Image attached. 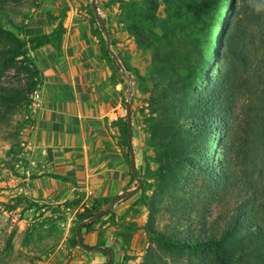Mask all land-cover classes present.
I'll use <instances>...</instances> for the list:
<instances>
[{
  "label": "trees",
  "instance_id": "trees-1",
  "mask_svg": "<svg viewBox=\"0 0 264 264\" xmlns=\"http://www.w3.org/2000/svg\"><path fill=\"white\" fill-rule=\"evenodd\" d=\"M7 2L0 0V79L11 68L33 78L38 71L26 64L30 49L51 43L59 50L65 28L60 23L49 34L22 38L14 30L18 24L6 14ZM117 2L118 22L145 55L144 73L108 47L101 14L90 6L102 58L114 70L121 69L117 59L122 62L142 91L149 92L156 113L153 145H158L160 156L155 158L160 164L147 171L155 177L151 199L145 193L148 182L140 188L139 202L149 208L142 228L161 249L195 256L193 264H264V0H110L107 4ZM103 21L107 27V20ZM203 80H208L205 86ZM35 85L20 79L11 87L0 86V103L20 104ZM118 123L131 164L128 122ZM186 165L191 170L187 175ZM185 191L188 196L180 197L173 207L158 204ZM117 196L93 199L76 227ZM73 201L82 198L67 200L65 206ZM215 207L219 209L213 215ZM163 210L178 218L160 228L156 216ZM107 214L112 217L113 209L83 229H91ZM119 236L129 244V236L122 232ZM72 245L80 246L77 236ZM146 259V264H171L149 254Z\"/></svg>",
  "mask_w": 264,
  "mask_h": 264
},
{
  "label": "crops",
  "instance_id": "crops-1",
  "mask_svg": "<svg viewBox=\"0 0 264 264\" xmlns=\"http://www.w3.org/2000/svg\"><path fill=\"white\" fill-rule=\"evenodd\" d=\"M108 1L96 3L115 39L125 32L112 26L119 2ZM90 5L92 0H34L20 23L27 39L49 34L60 23L65 31L59 50L43 43L29 51L40 83L32 101V121L22 135L19 174L0 181L4 192L59 204L75 197L83 201L114 197L136 186L118 123L127 120L126 82L102 58ZM136 199V194L127 196L113 211L128 209ZM116 245L121 249L120 242ZM121 253L114 249L116 257Z\"/></svg>",
  "mask_w": 264,
  "mask_h": 264
},
{
  "label": "rangeland",
  "instance_id": "rangeland-1",
  "mask_svg": "<svg viewBox=\"0 0 264 264\" xmlns=\"http://www.w3.org/2000/svg\"><path fill=\"white\" fill-rule=\"evenodd\" d=\"M33 1L21 0L15 3L13 0H9L4 5L7 16L13 18L19 26V29H14L15 32L19 33L22 38L26 37L21 34L20 23L24 20V15L28 12ZM160 12L163 14L162 10ZM119 13L112 21V26L120 34L125 33L115 39L110 35L113 43L112 45L110 43V47L118 52L122 61L127 62L129 66L137 67L144 73L147 66L145 55L139 49L135 38L118 22ZM22 58L21 56L18 59ZM27 58L26 64L29 68L33 72L38 71L29 53ZM214 65L213 63L212 66ZM117 72L119 78L126 82L123 104L125 112L127 94L133 86V93L130 97L133 110V139L135 138L133 146H136L138 175L141 180L143 179L142 185L143 181L150 185L145 193L151 199L155 194V177L148 175L147 171L156 170L160 164L155 158L160 156L158 145H153L156 138L152 124L156 113L152 111L153 106L150 102L149 92L142 91L134 80L131 82L128 74L122 69ZM3 74L0 86L4 88L18 84L20 79L24 84L30 81V84L35 83L36 85L32 92L26 93V99L20 104L5 105L0 103V181L11 174H19L18 164L21 162L19 155L24 147L22 135L32 121V101L40 83L39 71L33 78L31 75L28 77L26 73L18 74L13 68L5 70ZM213 74L216 75L215 72ZM207 83L208 80H203L201 84L205 86ZM186 166L185 175L191 173L190 165ZM140 188L135 193L137 199L128 209H117L116 212L113 211L112 217L110 214L104 215L91 229H83L84 244L89 247H99L98 244L102 242L104 246L100 247H111L113 252L114 249L117 252L122 251L119 257L113 254L111 264H146L148 254L151 258L165 260L171 264H193L196 262L195 256L187 252L170 253L149 240L146 231L142 228L148 220L149 208L146 203L139 202L142 196ZM3 190L4 187L0 186V264H106L107 253L97 250L87 251L81 246L72 245L73 238L77 236L76 224L80 214L92 200L73 201L68 207L64 202L59 204L39 203L31 200L28 196ZM178 194V196L168 197L158 204L166 208L173 207L180 202V197L188 196L186 191ZM137 200L138 204L135 203ZM132 207L138 211L132 210ZM218 209L215 207L213 215L218 212ZM176 218H178L177 214L163 210L156 216V221L160 228H163L164 225H168ZM134 223H137V226H134ZM121 232L125 236H129V244L123 243L122 237L119 236ZM116 242L121 243V249H118Z\"/></svg>",
  "mask_w": 264,
  "mask_h": 264
},
{
  "label": "water",
  "instance_id": "water-1",
  "mask_svg": "<svg viewBox=\"0 0 264 264\" xmlns=\"http://www.w3.org/2000/svg\"><path fill=\"white\" fill-rule=\"evenodd\" d=\"M92 6L96 12V14H98V7L96 5V0H92ZM101 22H102V26L104 27V30L107 34L108 37V30L106 27V24L104 23L102 17H99ZM108 47H110V41L108 39ZM117 63L119 64V66L121 67V69L123 71H125L131 82L133 81L132 78V74L123 66L122 62L117 59ZM133 93V86H131L128 94H127V103H126V114H127V122H128V142L130 145V153H131V169H132V173L135 176V178L138 181V185L132 189V190H128L125 191L121 194H119L117 197H115L105 208H101L100 210H98L96 213H94L92 216L89 217V219L82 221L78 224L77 229H76V234H77V242L78 244L83 247L84 249H86L87 251H92V250H97V251H101L104 253L108 254V260L106 262V264H111L112 260H113V251L110 247H87L84 242H83V228L85 225L94 222L96 219H98L99 217H101L103 214H105L106 212H108L109 210L112 209V207L122 198L126 197L128 194L132 193L133 191H136L137 189H139L142 185V180L138 175V166H137V161H136V156H135V151H134V147H133V126H132V105L130 102V97Z\"/></svg>",
  "mask_w": 264,
  "mask_h": 264
}]
</instances>
